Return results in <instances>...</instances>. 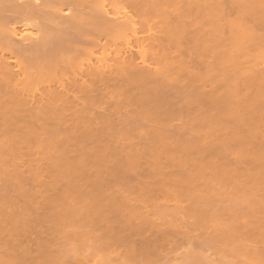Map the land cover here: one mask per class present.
Segmentation results:
<instances>
[{
	"label": "bare ground",
	"instance_id": "1",
	"mask_svg": "<svg viewBox=\"0 0 264 264\" xmlns=\"http://www.w3.org/2000/svg\"><path fill=\"white\" fill-rule=\"evenodd\" d=\"M252 51L264 64V0H0V264H167L182 236L173 264H264L263 150L239 169L228 143L264 134ZM213 108L193 137L172 127Z\"/></svg>",
	"mask_w": 264,
	"mask_h": 264
},
{
	"label": "rangeland",
	"instance_id": "2",
	"mask_svg": "<svg viewBox=\"0 0 264 264\" xmlns=\"http://www.w3.org/2000/svg\"><path fill=\"white\" fill-rule=\"evenodd\" d=\"M214 7V4H213V2H211L210 3V9H212ZM232 11V10H231ZM228 18L230 19V20H233L234 18H235V12H231L230 13V15H229V13H228ZM249 24H250V22H248ZM203 28L205 29V28H208V24L206 23L205 25H204V23H203ZM258 30V32L257 33H259V29H257ZM260 33H261V31H260ZM228 35V32L226 31V30H223V34H222V36H224V37H226ZM222 47L221 46H219V48L218 47H216L215 49H213V48H211L210 49V52H209V54L208 55H206L207 57H205V60L207 61L206 63H213L216 59H217V52H219L220 51V49H221ZM253 53H255L256 54V52H254V51H252V52H250V54H251V57H249V59L248 60H246L243 64H241V70L243 69V70H247L249 67H253V65L254 66H256L258 63L257 62H259V64L257 65V67L258 68H256V69H258V70H260L261 72L262 71H264V64L262 63V64H260L261 62L260 61H257V62H255L257 59H255L254 57H253ZM255 56V55H254ZM264 62V61H263ZM256 64V65H255ZM243 67V68H242ZM221 82V81H220ZM220 82H218V81H216V84L218 85V84H220V86L217 88L218 89V93L219 94H222V93H224V88H223V86L221 87V84H222V82L220 83ZM242 98V94H238L236 97H235V100L237 101V100H240ZM135 107H137V106H135ZM153 113H155V111H152ZM218 111H217V109H215V108H213V109H208V110H204V109H200L197 113L195 112L194 114H192V115H188V116H186L184 113H177V114H180L178 117H177V119H175V120H173L172 121V127H175V128H178V127H180V128H183V131H184V135H185V137H188V138H190V137H193V136H195L197 133L194 131V130H191V126L190 125H192V123L191 124H189L187 121H186V119H189V118H191L192 117V119L191 120H195L196 122L197 121H199V120H204V119H206V118H214V117H217L218 116ZM217 116H216V115ZM256 114V113H255ZM185 116V117H184ZM256 116H258L257 114H256ZM205 126V125H204ZM201 127H202V125H201ZM207 128L206 126L205 127H203L202 129H200L201 130V132L203 131L204 133L205 132H207V131H205V129ZM199 130V131H200ZM207 130V129H206ZM215 132H217V131H214V133L213 134H215ZM122 133V132H121ZM200 133V132H199ZM203 134V133H202ZM216 135V134H215ZM222 135V134H221ZM221 135H219L218 134V136H221ZM263 135L264 134H244L243 135V133L242 134H235V136L237 137H235V140L236 139H240V137H241V139H242V141H245V140H243L244 139V137H245V139H246V141L249 139V141L246 143V142H244V143H242L241 144V146L239 145V143H237V141L238 140H236V141H232V144H231V142H229L228 141V143H230L229 144V146L231 145V149H233V152H236V154H237V152L238 153H241L242 151H243V153H245V154H243V155H245V156H247V157H245L244 156V158L242 157V158H237V161H236V165L235 166H237L239 163V165L237 166V167H239V169H243V167L244 168H246V166H248L247 164H249V165H251L250 163H251V161L248 159V161H247V158L249 157V156H253L254 154L255 155H258L257 153H259V151L261 150H263L264 151V144H262L261 142H259V141H262V139L261 138H259V137H263ZM48 136H49V134H43V136H42V142L39 144V145H41V147H43V148H46V144H47V142H48ZM134 136H135V138H134ZM240 136V137H239ZM248 136H249V138H248ZM129 137H131V138H134V139H136V135L135 134H130L129 135ZM106 139V138H105ZM224 142H225V140H223ZM241 141V140H240ZM73 142V141H72ZM227 142V141H226ZM235 142V143H234ZM259 142V143H258ZM228 143H227V145H228ZM252 143V144H251ZM100 144H106V145H113L112 144V142H111V140L109 139H106L104 142H102L101 141V143ZM226 144V143H225ZM248 144V145H247ZM260 144H262V145H260ZM243 145H246L245 147L243 146ZM48 146H50L49 144H48ZM237 146V147H236ZM248 146V147H247ZM262 146V147H261ZM33 147H36V146H33ZM239 147H241V148H239ZM238 148H239V150H238ZM24 150H26V149H24ZM245 151V152H244ZM258 151V152H257ZM262 151V152H263ZM250 152V153H249ZM256 152V153H255ZM262 152H260L259 154H260V156H264L263 154L261 155V153ZM173 153H175V151H171V153L169 154V156L171 157V155H173ZM242 154V153H241ZM240 155V154H239ZM249 155V156H248ZM73 156H74V153L73 152H71V153H69L68 154V158H73ZM229 156V157H228ZM228 159L230 158L231 160H229L230 162H235V160H236V157H238L237 155H234V156H230V154H228ZM236 156V157H235ZM61 157H63L62 155H61V153H60V149L59 148H52V149H50L49 150V152H48V154H47V159H48V161H47V163H45V165L44 164H40L41 166L43 165L44 167H50L51 166V163H54V162H57V160H60L61 159ZM64 158V157H63ZM263 158V157H262ZM243 159H244V161H243ZM258 159H260L261 160V162H263L264 161V159H261V158H258ZM234 160V161H233ZM238 160H241L240 162L238 161ZM263 160V161H262ZM239 162V163H238ZM247 162V163H246ZM248 162H250V163H248ZM188 166H190L191 164H187ZM191 167V166H190ZM249 167V166H248ZM176 175H178L177 174V172H175V171H173L172 173H170L169 174V177L170 178H174ZM89 177V175H87V173H83L81 176H79V177H76L75 178V182H86L87 180H86V178H88ZM140 179H146L147 181H150L151 182V180H148V179H157V176L156 175H154L152 172H149V173H147V174H145V175H142V176H140L139 177ZM133 180V179H132ZM44 181H48L49 183H50V180H44ZM108 181V180H107ZM26 182V181H25ZM51 182L52 183H54L52 180H51ZM67 182V180H60L59 182H57L58 183V187L56 188V190H55V192H54V190L52 191V192H54L56 195H62V194H64V193H67V188L66 187H64V184ZM136 182H138L137 181V179L135 180V181H133V184L134 183H136ZM207 182L209 183V184H211V182H210V180L208 179L207 180ZM263 182H264V177H263ZM32 183V181L31 180H29L28 181V183L27 184H31ZM56 183V184H57ZM107 184H109V186L112 184V183H110L109 181L107 182ZM207 184V183H206ZM168 187L170 186V185H167ZM232 186H230L229 187V189H227V192H229V193H231L230 195H232V192L231 191H233V190H231V189H233V188H231ZM172 188V187H171ZM137 190V189H136ZM135 190V191H136ZM135 191L133 192L134 194H135ZM113 192V191H112ZM253 192V191H252ZM258 192H260V193H262V192H264V190L263 189H260ZM255 193V192H254ZM260 193H258V194H260ZM51 194V193H50ZM262 194H264V193H262ZM51 196H52V194H51ZM44 199L46 198V196H42ZM42 197H39V196H37V198H42ZM43 198H42V200H43ZM157 199V198H156ZM157 201V202H156ZM155 202L156 203H158V204H160V205H165V201H164V199L162 198V197H158V199L157 200H155ZM168 203V204H167ZM75 205V207H77V208H80V207H82L83 206V204L82 203H80V202H76V203H74ZM157 204V205H158ZM172 205H173V201H170V200H168V202H166V206H165V208H166V213L167 214H170L169 213V210H170V208L172 207ZM186 203L184 202V203H182L181 204V207H180V211H179V213H178V216H185V215H183V214H185V208H186ZM226 206L228 207L229 206V203H227L226 204ZM245 209V208H244ZM247 209H249V210H252L251 208H246V211H248V212H250L249 210H247ZM186 217V216H185ZM184 217V218H185ZM180 218V217H179ZM183 218V217H182ZM179 220V219H178ZM176 221L177 222V224H179L180 222H181V220H179V221ZM190 220V222H193V220L192 219H189ZM194 221H196V220H194ZM198 222V221H197ZM196 222V223H197ZM199 223V222H198ZM197 223V224H198ZM201 223V222H200ZM203 223V222H202ZM206 223V222H205ZM204 223V224H205ZM253 223H254V225H264V213H263V215H261V218H258V220H257V222H252V226H254L253 225ZM196 224V225H197ZM199 225V224H198ZM198 225L196 226V228L198 229ZM202 225V224H201ZM205 225H207V223L205 224ZM209 225V224H208ZM192 228V227H191ZM191 228H189V230H191ZM195 228V227H194ZM195 228V229H196ZM179 229V228H178ZM185 229V228H184ZM195 230L194 232H195V234H198V233H196V232H200L201 231V233H199L200 235H199V238H201L200 236H202L203 234V232H205V230H203V232H202V230ZM181 230H182V228H181ZM190 232H193V230H191ZM193 232V233H194ZM192 233V235H193V239L194 240H196V239H198V236H195L194 234ZM202 234V235H201ZM205 235V234H204ZM204 235H203V237H204ZM150 237H152V235H149ZM180 236H182V235H180ZM180 236H178V237H180ZM178 237L176 238V239H178ZM192 236H190V239L191 240H193L192 238H191ZM195 237V238H194ZM197 237V238H196ZM205 237H207V235L205 236ZM149 238V237H148ZM184 239H185V237H184ZM188 239L189 238H187V240H184V241H188ZM183 240V236L181 237V240H180V238H179V240H178V242H176V243H178L176 246H175V248H173V250H171V251H174L172 254H174V256H169L170 258L168 259V261H169V263H171V264H173V263H180V261H181V259H180V255H181V252H182V254H183V251H185L184 249H186L188 246H190L189 244H187L186 242H183L182 241ZM177 241V240H176ZM258 242H255V244H257ZM251 244H252V246H254L255 244H254V242L252 241L251 242ZM261 245H263V244H261ZM255 246H258V244L257 245H255ZM260 247V246H259ZM264 247V246H263ZM262 248V247H261ZM205 253H206V251H204ZM210 252L211 251H209V252H207V253H209L210 254ZM213 254H211L213 257H215V254H214V252H212ZM208 254V255H209ZM169 255H171V254H169ZM210 255V256H211ZM217 255V254H216ZM167 261V260H166ZM168 261H167V264H169L168 263ZM91 262V261H90ZM90 262H88V264H90ZM165 262V261H164ZM163 262V264H166V263H164ZM92 263V262H91ZM87 264V263H86Z\"/></svg>",
	"mask_w": 264,
	"mask_h": 264
}]
</instances>
